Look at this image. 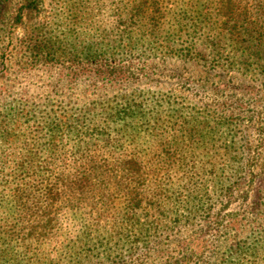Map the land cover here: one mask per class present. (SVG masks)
<instances>
[{
  "label": "rangeland",
  "instance_id": "obj_1",
  "mask_svg": "<svg viewBox=\"0 0 264 264\" xmlns=\"http://www.w3.org/2000/svg\"><path fill=\"white\" fill-rule=\"evenodd\" d=\"M29 2L0 0V230L21 228L10 195L20 160L53 157L58 165L80 142L62 124L66 103L124 107L111 137L138 155L167 143L162 154L180 158L156 168L133 219L122 211L86 230L60 213L46 239L42 216L39 242L27 227L23 240L20 232L0 239V264H264V235L249 224L237 255L224 243L211 254L200 219L205 209L218 213L237 182L230 212L252 194L237 159L247 160L243 142L257 138L250 116L258 99L264 110V39L218 37L207 0H39L27 9Z\"/></svg>",
  "mask_w": 264,
  "mask_h": 264
},
{
  "label": "trees",
  "instance_id": "obj_2",
  "mask_svg": "<svg viewBox=\"0 0 264 264\" xmlns=\"http://www.w3.org/2000/svg\"><path fill=\"white\" fill-rule=\"evenodd\" d=\"M37 1L31 0L25 8H36ZM205 10L209 15L208 27L215 30L218 37L229 34L235 39L241 35L258 42L264 39V0H207ZM261 100H257L255 105L259 107L250 116L254 123L258 121L257 138L253 143L248 139L243 142L241 155L247 156V160L243 162L237 159L245 179V190L252 188V194L243 197L237 210L230 212L234 192L242 185V182H237L234 188L224 193V199L219 203L223 206L218 213L212 214V208L205 209L200 218L206 227L205 232L211 230V240H202L211 254L220 247L219 243H224L232 255H237L241 248L239 238L246 232V227L251 226L253 233L264 235V110L259 104ZM124 102L127 105L131 103ZM65 107L59 112L64 119L62 124L70 127V130L66 127L68 131L78 130L82 136L80 142L73 143L75 148L64 154L58 165L53 157L35 164L36 158L27 154L18 163V173L13 178L14 188H11L10 195L24 215L18 229L21 240L25 238L22 230L26 227L31 230L33 241L41 240L42 232L38 228L42 216L46 217L43 224L46 239L55 236L62 213L76 216L77 220L84 222L80 224L86 230H93L104 219L122 211L126 218L133 219L135 211L142 207L145 184L157 182L156 168L164 171L180 158L178 155L176 158L170 156L169 160L168 156L162 154L167 152V143L157 142L152 145L148 155H138L123 146L122 138L111 137L108 133L110 124L116 116L126 113L124 107V113L122 110L111 111L101 102L76 110H71L67 103ZM96 119L99 120L98 124L92 125V120ZM107 133L109 137L104 139ZM0 139H3L2 130ZM58 202L62 205L60 209L54 206ZM12 229L11 225L4 226L0 230V239L19 233ZM205 232L203 230V234Z\"/></svg>",
  "mask_w": 264,
  "mask_h": 264
}]
</instances>
